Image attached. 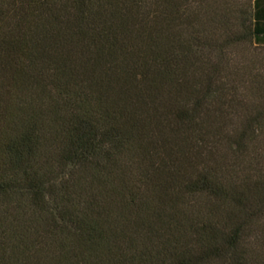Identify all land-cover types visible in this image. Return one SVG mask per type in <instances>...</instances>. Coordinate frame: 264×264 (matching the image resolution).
Segmentation results:
<instances>
[{
    "label": "trees",
    "instance_id": "obj_1",
    "mask_svg": "<svg viewBox=\"0 0 264 264\" xmlns=\"http://www.w3.org/2000/svg\"><path fill=\"white\" fill-rule=\"evenodd\" d=\"M199 5L0 0V264H264V0Z\"/></svg>",
    "mask_w": 264,
    "mask_h": 264
},
{
    "label": "rangeland",
    "instance_id": "obj_2",
    "mask_svg": "<svg viewBox=\"0 0 264 264\" xmlns=\"http://www.w3.org/2000/svg\"><path fill=\"white\" fill-rule=\"evenodd\" d=\"M250 2L251 0H200L199 10L202 13L207 11L206 13L216 15V19H222L226 14L231 21L228 33L236 35L240 33L239 14L249 9ZM215 26L217 32L224 35L222 33L224 30H221L218 24ZM219 64L245 101L250 103L258 101L254 94L256 91L252 93L251 88L257 83H264V46L241 40L230 46Z\"/></svg>",
    "mask_w": 264,
    "mask_h": 264
}]
</instances>
